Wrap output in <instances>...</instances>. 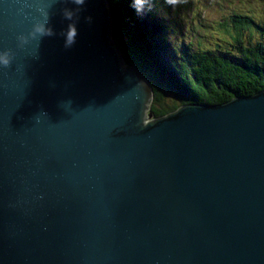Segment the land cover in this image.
Returning <instances> with one entry per match:
<instances>
[{
  "label": "water",
  "instance_id": "water-1",
  "mask_svg": "<svg viewBox=\"0 0 264 264\" xmlns=\"http://www.w3.org/2000/svg\"><path fill=\"white\" fill-rule=\"evenodd\" d=\"M138 70L109 0H0V264H264V91L148 120Z\"/></svg>",
  "mask_w": 264,
  "mask_h": 264
},
{
  "label": "trees",
  "instance_id": "trees-1",
  "mask_svg": "<svg viewBox=\"0 0 264 264\" xmlns=\"http://www.w3.org/2000/svg\"><path fill=\"white\" fill-rule=\"evenodd\" d=\"M109 0L114 39L126 63L141 70L153 90L150 112L158 119L186 104H223L264 91V43L246 46L243 32L252 17L232 7L220 14L231 48L193 49L181 18L160 14L163 0ZM148 13V14H147ZM174 18V17H173ZM128 36L130 42H126ZM176 40L180 43L176 44ZM229 44V41L225 42ZM174 97L165 103L166 96Z\"/></svg>",
  "mask_w": 264,
  "mask_h": 264
},
{
  "label": "rangeland",
  "instance_id": "rangeland-1",
  "mask_svg": "<svg viewBox=\"0 0 264 264\" xmlns=\"http://www.w3.org/2000/svg\"><path fill=\"white\" fill-rule=\"evenodd\" d=\"M148 1H145L146 6H148ZM231 7L232 11L239 10L253 19L243 32L244 44L246 46L263 44L264 0H163L159 11L161 15L170 19H182L187 33L185 39L186 41L192 39L194 42L193 49L201 45L202 48L216 49L220 47L235 50L234 46H237V43L231 40L230 34L225 29L226 24L229 23V28H232V24L220 19V14ZM226 41L230 43L226 44ZM126 42H130L128 36H126ZM175 42L176 44L180 43L176 39ZM138 71L143 81L147 80L144 73L141 70ZM147 91L150 92L153 101V90L147 89ZM173 101L174 97L168 94L165 103L171 104ZM148 119L154 120V115L153 119L152 117H148Z\"/></svg>",
  "mask_w": 264,
  "mask_h": 264
},
{
  "label": "clouds",
  "instance_id": "clouds-1",
  "mask_svg": "<svg viewBox=\"0 0 264 264\" xmlns=\"http://www.w3.org/2000/svg\"><path fill=\"white\" fill-rule=\"evenodd\" d=\"M202 104H204V103H202ZM187 105V104H186ZM209 105V104H208ZM214 105H218V104H214ZM220 105V104H219ZM183 106H185V105H183ZM151 107V106H150ZM182 107V106H181ZM150 112V111H149ZM156 119V118H155ZM149 120V119H148Z\"/></svg>",
  "mask_w": 264,
  "mask_h": 264
},
{
  "label": "bare ground",
  "instance_id": "bare-ground-1",
  "mask_svg": "<svg viewBox=\"0 0 264 264\" xmlns=\"http://www.w3.org/2000/svg\"><path fill=\"white\" fill-rule=\"evenodd\" d=\"M144 75H145V74H144ZM146 95H147V92L145 93V95L143 94L142 96L146 97Z\"/></svg>",
  "mask_w": 264,
  "mask_h": 264
}]
</instances>
